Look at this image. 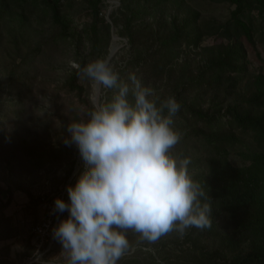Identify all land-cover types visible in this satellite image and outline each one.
<instances>
[{
    "label": "trees",
    "instance_id": "trees-1",
    "mask_svg": "<svg viewBox=\"0 0 264 264\" xmlns=\"http://www.w3.org/2000/svg\"><path fill=\"white\" fill-rule=\"evenodd\" d=\"M86 1L92 22L76 32L70 14L74 0H40L39 4L64 35L72 33L77 38V50L88 44L89 54L82 55L80 67L67 83L85 103L90 92L79 84L78 70L106 54L110 41L102 0ZM214 1L235 7L220 26L226 41L205 48V63L195 66L180 59L204 42L200 13L191 10L181 20L167 15L171 6L183 9L186 0H121L119 36L128 39L129 54L117 71L126 82L135 74L144 86L166 85L168 92L160 94L159 101L175 97L181 104L174 128L182 133V140L172 154L190 160L189 173L209 196L211 227L190 228L183 239L175 232L162 237L169 240L158 250L162 260L168 264H264V59L260 73L249 78L246 50L247 43L256 47L250 17L257 11L264 20V0ZM149 18L156 22H147ZM259 42L264 53V29ZM113 94L107 90L104 102ZM234 153L243 164L233 163ZM140 253L125 255L118 264H157L154 253L145 252V260H140Z\"/></svg>",
    "mask_w": 264,
    "mask_h": 264
},
{
    "label": "rangeland",
    "instance_id": "rangeland-1",
    "mask_svg": "<svg viewBox=\"0 0 264 264\" xmlns=\"http://www.w3.org/2000/svg\"><path fill=\"white\" fill-rule=\"evenodd\" d=\"M186 2L180 10L171 6L167 15L171 18L177 15L181 20L191 10L200 13L204 42L198 49L182 55L180 63L189 60L195 66L202 65L204 49L226 41L220 35V26L229 20L235 7L214 0ZM39 4L40 0H0V264H23L36 252L33 229L41 218L40 195L57 193L70 180L75 185L84 168L76 146L64 143L70 136L67 127L72 119L78 118L81 106L91 109L93 101L104 102L107 91L98 94L93 82L79 77V84L89 88L88 101L83 102L77 92H71L68 80L80 67L82 55L89 54L90 49L86 43L77 50V38L72 33L64 35L52 23L51 13ZM101 6L110 25V41L106 54L95 60H109L116 34L120 49L110 62L117 71L129 54L128 39L119 36L121 0H102ZM70 14L75 32L92 22L86 0H74ZM250 18L255 27L256 47L247 43L246 50L249 78H253L260 73L264 59L259 42L264 20L257 11ZM147 22L152 24L156 19L149 18ZM100 30L105 42L107 29L103 25ZM149 87L159 100L160 94L167 91L166 85ZM244 142L252 145L250 140ZM231 159L236 165L243 164L236 154ZM68 215L66 212L63 220ZM128 238L134 248L128 254L142 250L140 260H145L144 253L149 250L156 256L157 264H168L158 254L169 241L167 237L155 244L141 243L132 232ZM67 257L61 243L54 239L53 249L38 263L68 264Z\"/></svg>",
    "mask_w": 264,
    "mask_h": 264
},
{
    "label": "clouds",
    "instance_id": "clouds-1",
    "mask_svg": "<svg viewBox=\"0 0 264 264\" xmlns=\"http://www.w3.org/2000/svg\"><path fill=\"white\" fill-rule=\"evenodd\" d=\"M78 74L98 94H114L91 109L81 106L67 127L64 143L75 145L84 163L67 188L69 202L57 198L53 209L69 213L52 232L68 264H118L134 251L129 232L155 244L173 232L183 239L190 228H210L205 187L189 173L190 160L172 154L182 140L174 128L181 104L175 97L159 101L135 74L122 80L105 58Z\"/></svg>",
    "mask_w": 264,
    "mask_h": 264
},
{
    "label": "built area",
    "instance_id": "built-area-1",
    "mask_svg": "<svg viewBox=\"0 0 264 264\" xmlns=\"http://www.w3.org/2000/svg\"><path fill=\"white\" fill-rule=\"evenodd\" d=\"M74 186L72 180L63 185L59 192L48 194L46 192L40 195L41 218L39 223L34 227L33 232L36 240V252L24 260L23 264H36L42 256L50 252L54 247L53 229L63 220L66 212L54 213L55 200L57 198L69 202L67 188ZM37 258V259H36Z\"/></svg>",
    "mask_w": 264,
    "mask_h": 264
},
{
    "label": "bare ground",
    "instance_id": "bare-ground-1",
    "mask_svg": "<svg viewBox=\"0 0 264 264\" xmlns=\"http://www.w3.org/2000/svg\"><path fill=\"white\" fill-rule=\"evenodd\" d=\"M113 38H114V41L112 42L111 47H110L109 61L116 55V53L120 49V44H118L117 42L119 41L118 36L115 34Z\"/></svg>",
    "mask_w": 264,
    "mask_h": 264
}]
</instances>
